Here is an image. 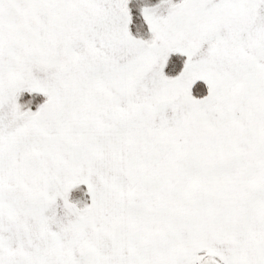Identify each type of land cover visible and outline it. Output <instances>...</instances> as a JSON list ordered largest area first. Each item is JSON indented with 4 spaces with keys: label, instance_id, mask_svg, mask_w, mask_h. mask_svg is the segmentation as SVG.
I'll return each instance as SVG.
<instances>
[{
    "label": "snow or ice",
    "instance_id": "6c2138e0",
    "mask_svg": "<svg viewBox=\"0 0 264 264\" xmlns=\"http://www.w3.org/2000/svg\"><path fill=\"white\" fill-rule=\"evenodd\" d=\"M0 264H264V0H0Z\"/></svg>",
    "mask_w": 264,
    "mask_h": 264
}]
</instances>
